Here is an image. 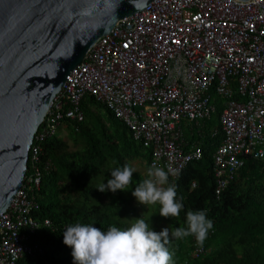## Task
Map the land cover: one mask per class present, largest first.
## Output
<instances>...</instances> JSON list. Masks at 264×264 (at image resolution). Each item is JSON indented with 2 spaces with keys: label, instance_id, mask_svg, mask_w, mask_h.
<instances>
[{
  "label": "built area",
  "instance_id": "built-area-1",
  "mask_svg": "<svg viewBox=\"0 0 264 264\" xmlns=\"http://www.w3.org/2000/svg\"><path fill=\"white\" fill-rule=\"evenodd\" d=\"M86 97L152 149V176L171 182L203 158L199 144L185 141L183 124L199 129L220 104L213 132L223 135L214 155L219 197L226 177L247 161L261 162L264 172V0H153L102 36L70 73L35 135L22 187L0 216V264L43 255L34 237L52 223L34 213L41 182L54 169L43 145L67 123L79 130Z\"/></svg>",
  "mask_w": 264,
  "mask_h": 264
},
{
  "label": "trees",
  "instance_id": "trees-1",
  "mask_svg": "<svg viewBox=\"0 0 264 264\" xmlns=\"http://www.w3.org/2000/svg\"><path fill=\"white\" fill-rule=\"evenodd\" d=\"M97 108L105 109L86 97L79 130L67 123L73 148L59 134L43 145L54 169L41 182L34 216L52 227L34 237L43 255L24 264H264L261 162L247 161L226 177L219 197L215 192L214 155L223 135L213 132L219 130L220 104L199 129L185 125L192 132L185 141L199 144L203 158L174 182L165 181L155 201L149 196L152 149L134 141L106 109L103 120ZM137 160L145 163V175L133 169ZM153 211L151 220L146 215Z\"/></svg>",
  "mask_w": 264,
  "mask_h": 264
},
{
  "label": "water",
  "instance_id": "water-1",
  "mask_svg": "<svg viewBox=\"0 0 264 264\" xmlns=\"http://www.w3.org/2000/svg\"><path fill=\"white\" fill-rule=\"evenodd\" d=\"M152 1L0 0V216L22 187L35 135L70 73Z\"/></svg>",
  "mask_w": 264,
  "mask_h": 264
},
{
  "label": "rangeland",
  "instance_id": "rangeland-1",
  "mask_svg": "<svg viewBox=\"0 0 264 264\" xmlns=\"http://www.w3.org/2000/svg\"><path fill=\"white\" fill-rule=\"evenodd\" d=\"M96 112L98 113L99 116H101L103 118V120L106 121L107 116H106V111L104 108H99V109L97 108ZM58 134H59L60 138L65 139L70 144L71 148H73V144L70 141L69 136H68V134H69L68 129L64 128V130H60ZM132 166H133V169L141 175H145L147 173L146 168H145V163L141 160H137V161L132 162ZM150 175H151L152 186L150 187L149 196L153 201H155L156 199H158L159 195L162 192L161 190L164 187L165 180H161V177H159V178H157L156 176L153 177L151 172H150ZM156 178H157V180H155ZM135 200L136 201H142L143 199H141L140 197L137 196L135 198ZM134 205H135V202H134ZM146 216L148 218H151V220H152V217H155L156 213H155V211H153V212L148 213Z\"/></svg>",
  "mask_w": 264,
  "mask_h": 264
},
{
  "label": "crops",
  "instance_id": "crops-1",
  "mask_svg": "<svg viewBox=\"0 0 264 264\" xmlns=\"http://www.w3.org/2000/svg\"><path fill=\"white\" fill-rule=\"evenodd\" d=\"M187 126H185V123L183 124V134H184V139H185V134H192V132L187 130Z\"/></svg>",
  "mask_w": 264,
  "mask_h": 264
}]
</instances>
